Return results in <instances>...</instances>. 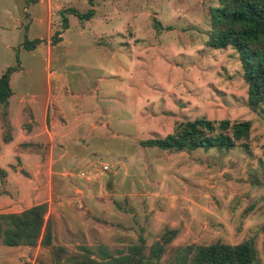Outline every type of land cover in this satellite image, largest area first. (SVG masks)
Returning a JSON list of instances; mask_svg holds the SVG:
<instances>
[{
    "label": "rangeland",
    "instance_id": "1",
    "mask_svg": "<svg viewBox=\"0 0 264 264\" xmlns=\"http://www.w3.org/2000/svg\"><path fill=\"white\" fill-rule=\"evenodd\" d=\"M218 5L94 0V15L86 19L69 9L85 13L88 0H0V75L13 67L10 108L19 99L43 103L49 94L51 112L63 108L57 120L71 124L70 135L78 138L60 166L73 176L52 177L76 201L65 212L71 229L57 228L54 245L69 253L97 244L121 250L144 239L147 251L175 230L163 263L177 246L253 238L264 264V105L260 112L248 107L236 51L207 45L209 9ZM61 10L68 17L64 29ZM26 40L39 43L26 49ZM200 117L250 120L249 150L177 152L141 144ZM38 148L44 155L47 144ZM82 184L94 196L78 201ZM6 193L15 189L0 172V194ZM35 248L20 256L23 264L54 263L48 250Z\"/></svg>",
    "mask_w": 264,
    "mask_h": 264
},
{
    "label": "trees",
    "instance_id": "2",
    "mask_svg": "<svg viewBox=\"0 0 264 264\" xmlns=\"http://www.w3.org/2000/svg\"><path fill=\"white\" fill-rule=\"evenodd\" d=\"M85 13L69 11L81 18L94 15V0ZM219 5L209 9L210 29L207 45L214 48L231 47L236 51L242 78L247 86V105L253 112H260L264 105V0H217ZM68 17L61 10V28H67ZM60 39L59 31L52 39ZM39 40H26V49L35 47ZM7 67L0 75V105L3 106V140H10L8 99L10 74ZM250 120L228 118L210 120L204 117L179 121L163 138L141 142L144 146H156L172 151L218 147L230 149L241 147L249 150ZM3 173V172H1ZM48 204L42 202L16 213H0V245L35 247L48 250L53 264H258V253L253 238L230 244L216 241L210 244L190 243L172 249L171 258L162 262V257L175 230L165 231L146 251L144 239L128 245L125 249H110L107 245H82L79 251L67 252L65 247L54 245L53 221L46 218Z\"/></svg>",
    "mask_w": 264,
    "mask_h": 264
},
{
    "label": "crops",
    "instance_id": "3",
    "mask_svg": "<svg viewBox=\"0 0 264 264\" xmlns=\"http://www.w3.org/2000/svg\"><path fill=\"white\" fill-rule=\"evenodd\" d=\"M55 76L59 77L57 74ZM10 97L7 105L10 124V140L8 142L3 140V129L0 123V172H3L7 179V185L12 186L15 193H12L13 196H9L8 193L0 194V213H16L32 205L46 202L48 204L46 218L52 219L54 230L63 227V230L68 231L71 227L68 222L69 217L65 212L68 205L73 204L74 206L76 201L70 197V192L66 191L68 190L67 185H62L61 181L55 184L52 182V177L56 176L58 179L59 174L73 176L71 170H64L60 173V166L64 161L67 162L66 159L69 157L66 146L69 147L76 143L78 138L70 135L73 131L71 124L65 119L63 123L59 122L58 114L63 116V108L56 106V109L51 112L49 108L51 95L47 94L43 103L35 102V99H32L30 103L25 104L22 99H19L14 109L10 108ZM42 143L47 144L44 155L43 151L38 148ZM57 145H63L61 152L54 151ZM64 156L66 159H63ZM77 159L84 158L78 156ZM22 174H25L26 178L22 177ZM77 175L84 176L83 173ZM86 180L89 179L86 178ZM47 187L49 188L48 196L34 200L47 192ZM63 188H66L65 191ZM51 189L53 192H50ZM76 190L80 191L78 201H83L84 197L94 196L88 184H82V189L77 188ZM124 196L128 197V193H125ZM3 204L10 207L2 210ZM35 247L36 251L40 249V246ZM30 248L0 245V264H23L24 259L20 256ZM34 261L31 264H34Z\"/></svg>",
    "mask_w": 264,
    "mask_h": 264
},
{
    "label": "built area",
    "instance_id": "4",
    "mask_svg": "<svg viewBox=\"0 0 264 264\" xmlns=\"http://www.w3.org/2000/svg\"><path fill=\"white\" fill-rule=\"evenodd\" d=\"M103 169H106V166H103Z\"/></svg>",
    "mask_w": 264,
    "mask_h": 264
}]
</instances>
